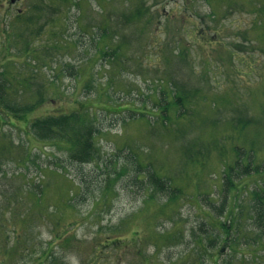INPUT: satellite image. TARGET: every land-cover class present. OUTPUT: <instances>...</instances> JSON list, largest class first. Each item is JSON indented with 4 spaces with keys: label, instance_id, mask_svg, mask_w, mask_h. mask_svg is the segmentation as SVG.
Wrapping results in <instances>:
<instances>
[{
    "label": "rangeland",
    "instance_id": "obj_1",
    "mask_svg": "<svg viewBox=\"0 0 264 264\" xmlns=\"http://www.w3.org/2000/svg\"><path fill=\"white\" fill-rule=\"evenodd\" d=\"M96 1L66 8L63 0L60 7L51 0H0V28L5 27L8 32L9 25L16 46L8 53L10 39L5 37L4 45L0 30V62L5 66L0 70L4 68L9 75L5 79L10 86H6L7 91L21 90L11 98L19 96L20 102L26 103L35 97L31 90L39 92L48 87L43 94L46 101L28 115L27 122L33 117L66 113L80 107L81 102L95 111L101 130L97 137L99 158L80 164L70 161L63 147L38 140L24 120L9 112L2 113L0 145L6 146L0 156V264H81L82 257L87 264L92 258L91 246L111 239L107 228L114 225L120 228L116 232L118 237L127 238L128 242L139 241V245L133 247L126 242L130 252L121 251V247L111 250L108 264H216V260L218 264H264V223L260 225L254 218L249 198H245L242 214L236 215V226L230 234L235 244L219 248L224 232L218 219L228 214L216 190L223 181L222 173L218 168L209 170L201 166L185 173L180 160V147L188 146L190 139L186 138L193 136L191 129L200 131L202 139L195 136L197 141L208 143L214 138L207 137L211 133L207 129L209 124L199 120L215 116L222 120L221 124L227 120V127H217L219 145L230 146L234 142L243 148L244 155H261L263 151L264 157V41L257 43V34L248 30L255 20L251 10L259 3L264 7V0H232L235 9L218 4L220 11L230 12L220 27L222 38L233 41L244 32L257 48L237 50L241 61L238 56L219 57L220 46L218 52L206 42L200 47L187 45L192 48L186 50L189 61L194 62V78H188L192 67L186 64L185 57L175 52L180 37L172 33L186 24L192 32L204 25L214 29L215 21L208 14L210 6L206 0H104L107 5L101 12ZM138 3L145 14L128 22L121 14L135 12L134 4ZM18 10L24 13L17 20ZM190 13L193 18L187 22ZM102 14L110 21L109 30L125 41L119 56H113L111 49L109 55L97 52ZM263 29L259 27L258 33ZM238 40L243 42L240 35ZM56 41L61 48L59 43V49L55 48ZM23 50L29 54L25 55L28 52ZM248 53L253 55L252 59ZM8 59L12 61L5 62ZM26 61L30 63L26 65ZM205 63L207 70L214 73L211 72V80L207 74L204 82ZM31 71L36 78L24 77ZM168 76L177 79L180 91L198 88L194 97L184 102V115L188 110L193 113L188 114L190 119L181 117L162 123L152 118L126 123L132 111L125 109L156 110L155 100L161 97L160 88L169 86ZM25 78L28 93L22 88L26 86ZM53 78L56 83L46 87ZM181 81L188 88L184 89ZM205 95L208 97L204 98ZM166 98L174 100L171 94ZM160 102L164 100L160 98ZM175 114L171 112L172 117ZM236 116L249 122L243 130L230 127ZM148 163L150 168H146ZM263 168L259 166L260 170ZM149 169L162 170V174L177 182L181 179V186L186 187L179 205L167 207L161 215L153 216L152 211L159 208L164 195L157 194L154 202L147 201L148 206L144 202L149 195L144 186ZM248 177L240 183L255 187L264 181V172ZM32 192L41 197L35 198ZM66 232H71L67 236L83 253L71 245H58L59 236ZM210 234L220 237L217 244L208 242ZM138 247L141 253L135 252ZM204 247L208 252L202 260L197 261L196 257L193 261V257L186 255L196 254Z\"/></svg>",
    "mask_w": 264,
    "mask_h": 264
},
{
    "label": "trees",
    "instance_id": "obj_2",
    "mask_svg": "<svg viewBox=\"0 0 264 264\" xmlns=\"http://www.w3.org/2000/svg\"><path fill=\"white\" fill-rule=\"evenodd\" d=\"M62 1V0H61ZM64 4L60 2V0H51L52 3H58L59 7L64 5L66 8H68L71 5L80 6L83 5L89 0H63ZM207 3L210 6V12L209 15L212 16V18L215 21V28H210V25L201 26L196 29V31L193 32L187 27L186 25H183L182 27L179 26L177 30H175L176 34L172 33L175 37H180L176 42V54H182L185 57V61L187 60L186 64H189L192 67V70L190 71V75L194 78L193 74V61H189L191 57L188 55L187 48L189 51L192 49L191 47L196 46H202L204 42H206L209 47L213 48L214 51H218V47L220 46L222 52L219 51V57L224 59V57L227 55L230 57L238 56V60H241V56L238 55L237 50L243 51L245 48H249L248 50H255L257 48V45H252V40L247 39L248 36L243 33H239L242 41L238 40V36L233 38L232 40H224L225 38H222V32L223 27H221V24L223 20L226 18V15L230 12H222L219 9L220 4L223 6H226L227 8H233L235 9V2L232 0H206ZM261 2V1H259ZM98 8L100 9V12L104 10L105 4L107 5V2H104V0H97L96 1ZM90 4V3H89ZM138 4H134L136 7V11L133 13H128L127 15L125 13L121 14L126 19H128V22H132L134 20H137L138 18H142L141 15L145 14V12H142L143 6ZM219 4V6H218ZM229 6V7H228ZM261 6V7H260ZM253 8V6H252ZM90 5L88 6V10H90ZM237 11V10H235ZM251 12H254V21L252 23V28L248 29L250 32H254L257 34V39L255 40L257 43L264 41V29L261 34L258 33L259 27L264 28V7L259 3V7L253 8ZM24 12L21 10H18V15L16 14V18L18 20V17H22V14ZM225 14V15H224ZM191 16H189V19L187 22L190 21V17L193 18V14L190 13ZM224 15V17H222ZM171 17V16H170ZM204 16H199V19H202ZM206 17V16H205ZM102 20L100 22L101 25V32L97 33V42H96V48L97 52H100L102 55H109V49H111V52L113 53V56H119V54L123 53V44L125 43L124 39H122L117 33L111 32L108 27L111 26L109 19L102 14L101 16ZM219 20L220 23H217ZM190 26V25H189ZM79 27V26H78ZM5 28V27H4ZM80 28V27H79ZM249 28V27H248ZM8 29L6 32L8 36L6 35V38L8 37L10 39V45L9 49L16 48V46L13 44V41L15 38L11 35V32H9V25L7 26ZM103 29V30H102ZM213 29V30H212ZM180 31V32H179ZM226 32V31H225ZM224 32V33H225ZM234 36V33H232ZM249 35V33H248ZM194 38H192V37ZM227 35V37H229ZM190 37V38H188ZM198 39H201L199 41ZM105 40V43L102 45V41ZM186 40V41H184ZM190 41V42H189ZM189 42V43H188ZM57 43H59V48L62 47L60 42L55 43V48L59 49L57 47ZM187 43V44H186ZM5 45V41H4ZM191 46V47H187ZM101 46V47H100ZM19 48V47H17ZM186 50V51H185ZM26 51V50H23ZM28 52V51H26ZM193 52V50L191 51ZM26 53L25 55H28ZM188 55V56H187ZM250 59L253 58V55L251 53L247 54ZM12 61L10 59L6 60L5 62ZM242 61V60H241ZM2 62H0V67H5L1 65ZM30 63L29 61H26V65ZM43 63V62H42ZM37 64V61H34V65ZM8 65V63L6 64ZM207 65L205 63L204 65V73H203V80L205 82V78L207 80V74L210 77V80L213 78L211 75V72L213 70L208 71ZM250 69V68H249ZM202 72V70H200ZM249 72L246 74L248 75ZM9 76L6 74L4 68L0 70V116L2 113H11L16 119L18 120H24V122H27L28 115L36 109L39 105L43 104L46 100L43 96L44 91H47L48 83H56L55 79H49V81L46 83L47 89H43L39 92L37 91H30L31 95H34L35 97H31L27 99L26 103L20 102L18 99L19 96H11L14 94H17L21 92V90L12 91L9 93L6 88L5 79ZM31 77L36 78L35 73L31 71L29 74L25 75L24 77ZM77 76V75H74ZM201 75H197L199 77ZM167 80L169 81L168 87H163L161 89V99L164 100L163 103L160 102V98L155 100V108L156 110H150L148 112L146 111H139V110H133L131 108L125 109L128 111H132V114H129V117L125 120L126 123L129 121H134L138 119H143V121L146 120H161L162 123L166 121H173L174 118L179 119L181 117L190 119L189 113H192L190 110L184 115V110H186V106L184 105V102H186L188 99L194 97L193 93L198 90L197 89H191V90H183L180 91V87L177 84V79L173 78L171 80V76H168ZM16 79V78H15ZM201 80V79H200ZM26 86H22V88H26V93L29 92L28 85V79L25 78ZM19 83V82H18ZM182 83V81H181ZM182 86L184 89L188 88L186 84L182 83ZM10 87V86H7ZM45 87V86H44ZM168 94H171L173 97V101L170 102L166 98ZM180 94H184L183 97H181ZM208 97V96H204ZM80 107L71 109L66 113H59L56 115H44L39 117H33L28 123V128L31 133L38 139L43 140L45 143L51 144L56 146L57 148L63 147L68 155V158L72 162H77L80 164L90 163L92 161H95L99 158L101 154V148L97 143V137L101 130L98 128L96 124V113L93 109L89 107H84L83 103H79ZM180 104V105H179ZM145 107V106H143ZM146 109V107H145ZM175 112V116L172 117L171 112ZM214 113V112H213ZM219 111H217V114ZM193 114V113H192ZM215 116V114H214ZM153 118V119H152ZM254 120V119H253ZM199 121L201 122H207L209 124V127L207 129L211 130L210 134H207V137H214L210 140H208V143L197 141L196 137H200L201 134L199 130L197 129H191L193 131V136H190L189 144L188 146H181L180 147V160L184 164L181 168L183 172L188 173V170H194L199 168L201 166L205 169H217L218 171H221L220 178V186H217L216 190L219 193V196L221 198V205L226 206L227 209V216H224L223 219H218V225L224 232V238L223 243L220 244L219 248L223 249L224 245L227 246L230 245L232 247L234 242V237H230V234L235 228V220L237 221L238 218H236L239 215L242 214L244 206L246 205V199L249 198V206L251 210L253 209V212L255 214V219H258L257 221H260V225L264 223V181H262L260 184L254 186H246V183L241 184L240 181L243 179V177L249 178L248 176H254L258 175L264 172V168L262 170L259 169V166L264 167V165H261L260 163L264 162L263 157V151H261V155H255L254 154H246L244 155V150L241 146L236 145L234 142L230 144V146H221L218 144L219 134L217 132V127L219 124H221L222 120L220 118L215 117H206L201 118ZM225 121L226 118H225ZM225 121L221 125H225ZM249 122H244V117L242 116H236L235 120L233 119V123H230V127L232 128H240L241 130L244 129L245 126H247ZM227 127V125H225ZM203 131L206 128L200 127ZM206 129V130H207ZM196 136V137H195ZM202 139V138H201ZM187 140V141H188ZM6 142V140H4ZM10 142V141H9ZM199 142V143H198ZM252 144H256L255 141L252 142ZM6 145L2 144L0 145V156L3 154V149ZM195 147V148H194ZM249 147V142H248ZM193 152V154H191ZM252 152V150H251ZM151 163H148L146 167H151ZM120 171V170H119ZM117 172V174L119 173ZM148 178L147 180H144V186L147 187L149 190V195L147 199H145V204L148 206L147 201L154 202L156 198L160 195H164L165 199L164 201L159 204V208H155L154 211H152V215H161L159 213H163L167 207H170L171 205L175 204L179 205L180 200L185 196V185L181 186L182 180L179 179V182L174 177H168L162 174V170H155L151 169L148 171ZM116 174V175H117ZM217 178H218V172ZM165 177L168 178V180H165ZM115 177V176H114ZM258 177V176H257ZM113 178V177H112ZM216 178V179H217ZM262 177L259 178V180ZM111 179V178H110ZM109 179V180H110ZM184 187V188H183ZM33 195H35V198L38 199L41 197L40 193L32 192ZM158 194V196H156ZM199 195V192L197 193ZM207 197L208 193L201 194ZM229 198V199H228ZM232 204V205H231ZM234 205V206H233ZM219 208L222 209V207L219 205ZM236 209V212L233 210ZM165 213V212H164ZM120 225V224H119ZM119 227L117 225L111 226L107 228V231L109 234H111L113 237L111 239L105 238L103 242H100L99 244L95 245L93 244L90 248L89 253L91 254L92 258L88 259L87 264H108V260L110 257L111 250L118 251L117 248L121 247V251H128L127 245L125 244L129 240L127 238H120L119 235L116 234L117 231H119ZM25 232V231H23ZM71 232H66L62 236H59L58 238V245L60 246H72L76 248V250L79 253H83L80 248L74 246L72 244V241L68 234ZM107 233V232H106ZM172 233V232H171ZM147 234L145 232L141 235V237H144ZM32 239H30L31 241ZM218 240H220L219 236H216L215 234H210L208 237V242L216 244L218 243ZM29 241V242H30ZM79 241V240H78ZM140 242H144L143 240ZM139 241H133L128 242V245H132L133 247L136 246ZM237 243V242H236ZM251 243V242H250ZM64 244V245H63ZM134 244V245H133ZM246 244H249V241L246 240ZM31 245V244H30ZM36 245L35 241L33 242V246ZM225 245V246H226ZM141 247H138L135 252L141 253ZM207 249L204 247L203 250L198 251L196 254L192 253L187 254L189 257H193V261L197 258L198 260H202L203 256L207 254ZM82 255V254H81ZM113 255V254H112ZM185 256V253L179 257L183 258ZM114 257V256H112ZM39 258H36L35 261L40 262L38 260ZM85 257H82L81 264H86ZM216 264L217 260L215 261ZM41 263V262H40ZM57 261H52L51 264H56ZM193 264V263H192ZM196 264H201L200 262H197Z\"/></svg>",
    "mask_w": 264,
    "mask_h": 264
}]
</instances>
